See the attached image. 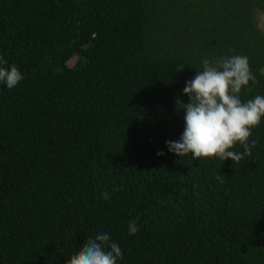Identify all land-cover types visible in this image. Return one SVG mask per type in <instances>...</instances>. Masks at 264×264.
I'll use <instances>...</instances> for the list:
<instances>
[{"label":"trees","instance_id":"16d2710c","mask_svg":"<svg viewBox=\"0 0 264 264\" xmlns=\"http://www.w3.org/2000/svg\"><path fill=\"white\" fill-rule=\"evenodd\" d=\"M259 14L264 0H0V55L25 74L0 83V264H68L100 232L118 264H264V117L236 163L165 143L205 58L247 56L240 99L264 96Z\"/></svg>","mask_w":264,"mask_h":264},{"label":"clouds","instance_id":"9594fccd","mask_svg":"<svg viewBox=\"0 0 264 264\" xmlns=\"http://www.w3.org/2000/svg\"><path fill=\"white\" fill-rule=\"evenodd\" d=\"M202 70L186 82L183 93L189 103L177 99L178 112L184 113L185 128L179 140L166 141L170 152L183 157L189 153L194 158L219 157L239 162L251 155L258 140L251 129L264 117V96L242 102L239 96L243 86L255 81L247 56L232 55L202 61ZM25 74L17 65H9L0 55V83L8 89L17 86ZM243 151H230L237 144ZM157 155L163 156V152ZM216 179L224 183L221 175ZM129 235L138 233L137 220L129 222ZM123 259L119 244L111 242L109 234L100 232L95 238L88 237L87 243L68 260V264H118Z\"/></svg>","mask_w":264,"mask_h":264},{"label":"rangeland","instance_id":"374dc122","mask_svg":"<svg viewBox=\"0 0 264 264\" xmlns=\"http://www.w3.org/2000/svg\"><path fill=\"white\" fill-rule=\"evenodd\" d=\"M258 24L261 28H264V15L263 14H259L258 18H257ZM264 71V68H263Z\"/></svg>","mask_w":264,"mask_h":264}]
</instances>
